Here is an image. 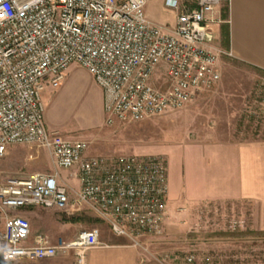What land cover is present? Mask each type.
I'll list each match as a JSON object with an SVG mask.
<instances>
[{
    "label": "built area",
    "instance_id": "1",
    "mask_svg": "<svg viewBox=\"0 0 264 264\" xmlns=\"http://www.w3.org/2000/svg\"><path fill=\"white\" fill-rule=\"evenodd\" d=\"M149 0H0V158L16 144L47 149L59 169L70 172L73 190L59 172H38L0 185V210L32 206L75 214L90 211L115 236L142 245L162 237L169 214L167 160L154 155L91 156L90 143L51 130L43 92L59 87L80 64L103 91L106 123L139 122L180 110L222 79L220 60L232 53L217 44L216 15L230 0H196L179 12L173 29L147 16ZM160 73L162 81L154 83ZM249 117L264 118V79ZM101 228L71 241L51 243L32 234L23 215L8 216L0 232L4 262L34 261L74 253L87 264L90 249L105 246ZM171 263L170 254L160 256ZM181 264V263H180ZM183 264H219L190 253Z\"/></svg>",
    "mask_w": 264,
    "mask_h": 264
},
{
    "label": "rangeland",
    "instance_id": "2",
    "mask_svg": "<svg viewBox=\"0 0 264 264\" xmlns=\"http://www.w3.org/2000/svg\"><path fill=\"white\" fill-rule=\"evenodd\" d=\"M227 57L224 55L220 60L221 81L208 91L229 93L233 98L231 108L240 110L233 131L235 139L264 138V118L249 117L250 108L258 100L257 92L264 72L228 61ZM162 80V75L158 73L153 81L159 84ZM43 100L48 127L68 138L88 141L92 155L163 156L167 165L169 159L171 180H174V189L179 196H182L181 146L200 138L213 137L217 127L211 120L213 106L210 100H200L195 105L196 99L180 110L168 111L139 122H117L110 126L106 123L101 87L94 76L77 63L69 67L59 87H46ZM226 102L228 100H219L220 105ZM216 110L220 111L218 108ZM221 112L225 113L224 110ZM222 126L225 127V124ZM217 131L223 132L222 129ZM38 172H59L66 177L69 174L56 166L47 149L34 144L12 145L6 156L0 158V185L6 184L9 179L24 178ZM70 187L78 190L74 182L70 183ZM176 202V212L180 215L174 219L171 236L143 238L142 245L149 253L157 256L170 254L172 264H183L190 253L198 258L211 256L219 264H264V231L251 224L252 206L249 203ZM26 209L0 210V232L4 231L8 216L23 215L22 211ZM60 214L62 221L80 222L83 229L99 227L102 235L109 231L108 226L90 211ZM2 246L0 239V257Z\"/></svg>",
    "mask_w": 264,
    "mask_h": 264
},
{
    "label": "crops",
    "instance_id": "3",
    "mask_svg": "<svg viewBox=\"0 0 264 264\" xmlns=\"http://www.w3.org/2000/svg\"><path fill=\"white\" fill-rule=\"evenodd\" d=\"M181 7H194L196 0H173ZM228 17L223 19L222 10L216 12L224 22L213 29L218 33L217 44L232 53L226 59L252 66L264 72V0H230L225 5ZM147 16L155 24L173 29L179 12L167 4V0H149ZM225 61V58L223 59ZM210 100L213 106L211 120L217 125L214 136L197 139L181 146L182 196L174 189L169 165V214L164 235L174 230L176 201L195 204L199 202H246L252 206L250 222L264 231V138L235 139L238 109L231 108L229 93L204 91L196 96ZM228 100L219 104V100ZM219 106V107H218ZM226 106V107H225ZM220 109L218 112L216 109ZM224 110V112H221ZM225 124V127L222 125ZM222 129L223 132L217 130ZM216 131V132H215ZM225 131V132H224ZM90 151V150H89ZM89 155H92L89 152ZM180 161V160H179ZM69 172V171H68ZM63 176L70 183L76 178ZM61 211L40 206L28 207L22 214L31 222L32 234H44L56 245L61 240L71 241L86 229L75 221H62ZM106 225V224H105ZM109 228V227H108ZM102 232V231H101ZM163 235V236H164ZM170 235V236H168ZM105 246L92 248L87 253V264H172L163 262L160 256L149 253L143 245H135L128 239L107 231L101 235ZM14 264H77L74 253L34 261H18Z\"/></svg>",
    "mask_w": 264,
    "mask_h": 264
},
{
    "label": "trees",
    "instance_id": "4",
    "mask_svg": "<svg viewBox=\"0 0 264 264\" xmlns=\"http://www.w3.org/2000/svg\"><path fill=\"white\" fill-rule=\"evenodd\" d=\"M222 17H223V19H227V17H228V8L227 7L225 10L222 11ZM0 264H7V263L4 262L2 260V258L0 257Z\"/></svg>",
    "mask_w": 264,
    "mask_h": 264
}]
</instances>
